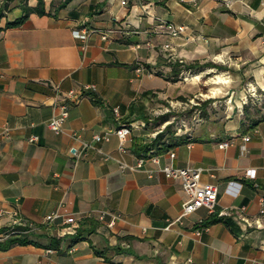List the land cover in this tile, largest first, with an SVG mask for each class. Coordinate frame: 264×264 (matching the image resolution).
I'll return each instance as SVG.
<instances>
[{"label": "crops", "instance_id": "0c3cea01", "mask_svg": "<svg viewBox=\"0 0 264 264\" xmlns=\"http://www.w3.org/2000/svg\"><path fill=\"white\" fill-rule=\"evenodd\" d=\"M43 1L44 14L7 27L38 0H0V231L22 216L37 243H59L14 244L0 249V264H264V119L167 151L150 146L165 102L185 95V79L199 71L172 81L177 59L264 80V0H69L58 9L63 0ZM161 22L186 30L169 37ZM83 26L95 30L85 39L72 32ZM84 84L96 90L70 105L62 131L50 129L63 93ZM122 124L130 133L120 148ZM84 142L91 146L75 155ZM166 164L201 168V182L217 185L215 207L182 214L188 195ZM210 216L219 220L200 226ZM64 217L75 218L79 241Z\"/></svg>", "mask_w": 264, "mask_h": 264}, {"label": "rangeland", "instance_id": "374dc122", "mask_svg": "<svg viewBox=\"0 0 264 264\" xmlns=\"http://www.w3.org/2000/svg\"><path fill=\"white\" fill-rule=\"evenodd\" d=\"M199 71L204 72L203 75L195 78L194 75ZM199 71L192 72L185 79L188 85L185 95L165 102L169 111H164L159 116L168 113V117L167 120L156 123L157 129H164L170 123L175 134H189L191 137L201 134L217 135L236 122L239 126L241 122L246 125V111L254 118L264 114V80L261 81L263 83H257L250 77H230L227 71L217 67ZM216 73H224L228 76V82H214ZM212 89L218 91L209 93ZM205 100L210 101L204 105Z\"/></svg>", "mask_w": 264, "mask_h": 264}, {"label": "built area", "instance_id": "2783aa9c", "mask_svg": "<svg viewBox=\"0 0 264 264\" xmlns=\"http://www.w3.org/2000/svg\"><path fill=\"white\" fill-rule=\"evenodd\" d=\"M161 27L164 28L165 33L169 37H178L184 34L186 27L183 24H175L171 22H161ZM94 29L87 28L86 26H83L82 28L74 29L72 32L75 36L85 39L87 38L92 32H94ZM101 37L103 39H107V32L101 31L100 32ZM163 48L165 50H170L171 45L170 43L166 42L163 44ZM177 61L182 62L181 59H177ZM143 70L142 66H138L136 68L137 72H141ZM96 87L94 84H84L79 89H69L65 93H63V100L62 102L56 104V107L58 111L53 114L50 119L47 122V125L50 129H52L55 132H60L63 129V124L68 117V112L70 105L75 104L79 101L81 95L84 91H95ZM114 114L118 115V108H114ZM130 133V127L127 124H122L120 128L115 130V134L120 139V148H123V143L125 141L126 136ZM157 133V132H156ZM154 133V135L156 134ZM32 139H36L35 136L32 137ZM93 139L96 141H99L101 139H109V133L107 134H95L93 136ZM243 140L247 141L249 140V136L245 135L243 137ZM229 144L228 141H222L219 143L220 147H225ZM91 145L89 143H83L82 150L75 151V155L84 154L85 150L90 147ZM169 156L172 158L174 157V152L169 151ZM162 171L165 173L167 177L175 178L179 180L182 189L187 193L188 198L183 203L182 207V214H186L189 212H192L200 207H206L208 209H213L217 202L218 197V188L216 184L213 183H203L201 182V168L199 167H176L171 164H166L163 166ZM245 175L249 178H254L255 174L253 170H246ZM240 186L239 183L236 182H230L228 183V187L231 186ZM237 191L234 192V194ZM260 213H264V199L261 202L260 207ZM57 217H59V214L57 212H50L47 214L44 218L45 224L52 223ZM104 217V213L101 214L100 218ZM116 219V216H112L111 219L108 222L109 226H112L114 223V220ZM75 218L74 217H64L61 219L62 225L65 226L68 224V226L65 227V232L69 234H73L75 232ZM19 228V229H17ZM25 228V229H24ZM28 230H32V225L29 223V221L22 216H16L13 220H11L10 224L5 228L4 231H0V240H3L7 238L9 235L14 234L16 232H26ZM48 251H51L50 249Z\"/></svg>", "mask_w": 264, "mask_h": 264}, {"label": "trees", "instance_id": "16d2710c", "mask_svg": "<svg viewBox=\"0 0 264 264\" xmlns=\"http://www.w3.org/2000/svg\"><path fill=\"white\" fill-rule=\"evenodd\" d=\"M69 0H63L61 1L56 9L61 8L68 3ZM30 12H36L40 15L45 13L44 10V1L43 0H38L37 5L32 8L29 6H24V14L20 18H17L13 21H8L6 23L7 27H13V26H18L22 24L25 19L28 17ZM3 16V7L0 6V18ZM207 67H217L221 68L217 65H215L213 62L206 61L203 63L200 62H190V63H184V62H179L175 61L172 64V69H171V79L172 81H177L178 80V75L182 70H193V69H199L202 70L203 68ZM148 92H144V94H147ZM210 100H205L203 102L204 105H206ZM95 103H99L97 99L94 98ZM264 105V103H263ZM168 113L162 114L161 116L158 117L160 121H165L167 120ZM246 117L248 118V123L245 125L244 122H241L240 129L242 131H247L253 127H255L260 121L264 119V114L261 115L259 118H254L249 115V113L246 111ZM166 136V137H165ZM198 140L197 137H191L188 134H175L173 130H171L170 123L166 124L164 129L161 131L157 132L154 138L152 139L150 146L155 147L157 151H167L173 147H175L178 144L187 142L189 140ZM219 218L210 216L208 219L204 220L202 223H200V226H207L210 225L216 221H218ZM19 229V228H17ZM25 229V228H24ZM5 229H2L1 231H4ZM32 230H28L26 232H16L14 234L9 235L7 238L0 240V249L5 250L11 247L14 244H34L40 247H45V248H52V249H57L58 248V243L59 239L51 238V241L48 245H40L37 243L32 237ZM73 242H77L81 239V233L80 231H75L73 234ZM96 254L99 256H102V252L96 251Z\"/></svg>", "mask_w": 264, "mask_h": 264}, {"label": "bare ground", "instance_id": "6f19581e", "mask_svg": "<svg viewBox=\"0 0 264 264\" xmlns=\"http://www.w3.org/2000/svg\"><path fill=\"white\" fill-rule=\"evenodd\" d=\"M204 72H198L194 75L195 78L201 77ZM187 79V78H186ZM214 82L226 83L228 82V76L224 75V73H216L213 77ZM263 83V82H261ZM218 90H211L209 93H216Z\"/></svg>", "mask_w": 264, "mask_h": 264}]
</instances>
